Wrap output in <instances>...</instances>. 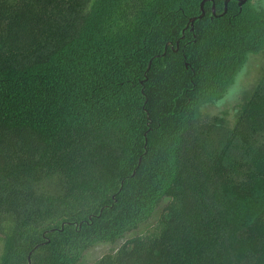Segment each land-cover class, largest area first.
Segmentation results:
<instances>
[{"label":"trees","instance_id":"1","mask_svg":"<svg viewBox=\"0 0 264 264\" xmlns=\"http://www.w3.org/2000/svg\"><path fill=\"white\" fill-rule=\"evenodd\" d=\"M202 1L0 0V264H264V8Z\"/></svg>","mask_w":264,"mask_h":264},{"label":"rangeland","instance_id":"2","mask_svg":"<svg viewBox=\"0 0 264 264\" xmlns=\"http://www.w3.org/2000/svg\"><path fill=\"white\" fill-rule=\"evenodd\" d=\"M257 6H262L264 8V0H251ZM263 58L261 56H255L250 58V61L244 69L242 73L239 74L235 84L230 88L225 97L219 102L209 105L207 110L211 114L222 115L226 118V120L233 124L235 120V115L239 106V102L241 101V90L244 88H250L255 84L256 79L259 77L261 73L262 65L264 64ZM260 72V73H259ZM118 244H110V243H101L95 245L91 249H89L81 261L80 264H89L96 258L102 256L103 254L112 251L116 248ZM2 251V242L0 241V254Z\"/></svg>","mask_w":264,"mask_h":264},{"label":"water","instance_id":"3","mask_svg":"<svg viewBox=\"0 0 264 264\" xmlns=\"http://www.w3.org/2000/svg\"><path fill=\"white\" fill-rule=\"evenodd\" d=\"M207 1H212V18L213 17H216L218 15H223L227 12L228 10V4L231 0H225L224 1V11L221 13V14H217V11H216V3H215V0H203L200 4V8H201V14H199L198 16H193L189 19V22L187 23L186 27H185V30L190 28L191 31H194L195 29V21L198 19V18H203L205 15H206V11H205V4ZM239 4V7L242 8L243 5L248 1V0H236ZM185 30L183 31V33L185 32ZM184 37V34L183 36ZM179 43H180V40L177 41V46L179 47ZM152 64V61H150L149 63V68L150 69V66ZM186 66H188V63H186ZM31 254L32 252L29 254V264L31 263Z\"/></svg>","mask_w":264,"mask_h":264},{"label":"flooded vegetation","instance_id":"4","mask_svg":"<svg viewBox=\"0 0 264 264\" xmlns=\"http://www.w3.org/2000/svg\"><path fill=\"white\" fill-rule=\"evenodd\" d=\"M248 1H249V0H248ZM248 1H247V2H248ZM247 2H246V3H247ZM246 3H245V4H246ZM238 5H239V4H238ZM243 6H244V5H243ZM240 9H242V8H240ZM259 73H260V72H259ZM260 74H261V73H260Z\"/></svg>","mask_w":264,"mask_h":264}]
</instances>
